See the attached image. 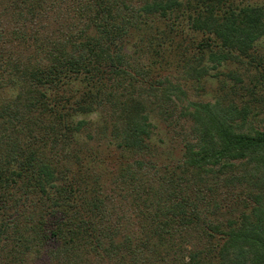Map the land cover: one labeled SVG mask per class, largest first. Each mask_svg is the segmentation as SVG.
<instances>
[{"label": "trees", "instance_id": "1", "mask_svg": "<svg viewBox=\"0 0 264 264\" xmlns=\"http://www.w3.org/2000/svg\"><path fill=\"white\" fill-rule=\"evenodd\" d=\"M263 4L0 0V264H264ZM127 41L135 67L120 64ZM229 63L255 70L239 102L187 100L165 72ZM181 99L190 136L157 166L151 113ZM101 141L136 195V236L100 223Z\"/></svg>", "mask_w": 264, "mask_h": 264}, {"label": "rangeland", "instance_id": "2", "mask_svg": "<svg viewBox=\"0 0 264 264\" xmlns=\"http://www.w3.org/2000/svg\"><path fill=\"white\" fill-rule=\"evenodd\" d=\"M232 1L235 4L238 2V0ZM256 2L259 4L261 3V0H256ZM262 6L264 7V4ZM187 46L189 47L190 44H187ZM262 47L264 46L260 41L258 43V50L260 51ZM134 49L135 47L131 45V42H124L121 51H119V55H121L120 64L135 67V57L137 53H135ZM138 55L139 58L137 62L139 65H141V61L144 62V64H148L147 58L148 61H150V56L147 57L146 53ZM178 71L179 70L176 65H170L169 67H166L165 70V72H167L166 74H172V76H170V82L182 85L181 88L184 90L187 100L212 101L216 96L221 94V92H226L229 99L239 102L241 99H246L248 97L244 87L251 86L253 82L255 83V78L253 79L252 75L255 70L243 64H222L215 69L209 70L208 75L204 76L200 80H192L188 82L184 79L181 80L175 77L180 74ZM230 72H234V74L240 77L242 81L237 82L234 87L228 89L234 83L231 78L225 75ZM128 74L129 73H120L119 76L122 79L123 76H127ZM120 82L123 81L120 80ZM185 106L186 100L181 99L176 103L174 108L170 107L172 110L171 116L169 117L159 115L158 111L151 113L150 120L153 123L154 128L150 141L154 144L157 150V158L155 161L157 166L165 162L173 163V161L178 159L181 154L180 146L182 140L190 136V121L182 114L185 112ZM80 118L86 119V121L91 124L94 122L95 117L93 114H90L87 116H80ZM77 141L82 143L84 141V136L79 134ZM104 145L103 141H101L99 150L100 155L104 160L94 162L93 164L97 174L100 176L99 180L96 181L97 183L92 184V187L95 188L94 195L101 198V204H99L100 209H105V220L100 223L104 226L108 225L110 231L115 229V239H121L124 236H136L138 232L136 226V195L128 186L123 187L120 183H118V185L112 181V175L115 174L119 165L114 161V152L111 153L112 148L109 150L105 149ZM125 155L126 154H124V156ZM87 178L88 177L83 180H86ZM222 193H225L224 190H222ZM88 196L90 195L85 194V197ZM132 242L136 244L137 241L133 240ZM29 263L44 264V259H30Z\"/></svg>", "mask_w": 264, "mask_h": 264}]
</instances>
